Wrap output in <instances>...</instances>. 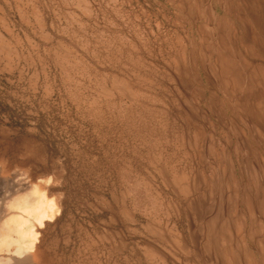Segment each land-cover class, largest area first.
Masks as SVG:
<instances>
[{
	"label": "rangeland",
	"instance_id": "374dc122",
	"mask_svg": "<svg viewBox=\"0 0 264 264\" xmlns=\"http://www.w3.org/2000/svg\"><path fill=\"white\" fill-rule=\"evenodd\" d=\"M0 18V226L26 179L58 207L45 264L231 252L228 168L264 198V0H0Z\"/></svg>",
	"mask_w": 264,
	"mask_h": 264
},
{
	"label": "bare ground",
	"instance_id": "6f19581e",
	"mask_svg": "<svg viewBox=\"0 0 264 264\" xmlns=\"http://www.w3.org/2000/svg\"><path fill=\"white\" fill-rule=\"evenodd\" d=\"M28 1H30V0H28ZM27 4L30 5L29 3H27ZM2 20H3V18H0V21H2ZM3 23L5 24V22H3ZM0 26H2V25L0 24ZM0 28H2V27H0ZM5 29H8V28L6 27ZM4 31H7V30H4ZM7 33L10 34L9 32H7ZM213 143L214 142H211V144H213ZM222 148L224 150V147H222ZM210 149L212 150V148H210ZM223 150L221 152H223ZM206 151H208V150H206ZM212 152H214V151H211L210 154ZM214 153H216V152H214ZM214 153H213V155L217 154V153L216 154H214ZM217 156H219V155H216L215 157H217ZM220 156L223 159L222 155H220ZM256 167H257L256 172L264 180V172H263V169L261 168V166L259 165V163ZM230 168H228L229 174L227 176L229 181H226L228 184L233 185L232 186L233 190H232L231 198H230L231 199V208L230 209H231V211H233L234 217H237L236 219L238 220L237 223L239 225V228L238 227L236 228V233H235L236 235L233 234L234 235L233 236L230 233L232 236L230 235L229 239L226 238L225 241H224V239L222 240V242H225L227 248L231 249V252H229L228 254H223V253L219 252L220 254L216 256L215 260H217V262H216L217 264H221L222 262H224L225 259H227V260L230 259L231 264H242L243 263L242 259L244 258V259H247L248 264H258L257 263L258 258L254 254L255 251L253 252L250 249L251 245L248 242L247 238H250V240L253 241L252 240V238L254 237L253 234H256V233H252L253 231L251 230V229L256 230L255 228H251L254 221L257 220V219H255L256 214H254L255 213L254 209H256L259 214H263V216H264V198L262 199L261 203L257 204L255 201L256 199H254V197L250 195V191H249L248 195L240 196V192H239L240 187H239V184L236 182L237 178L234 179L235 178L234 177L235 172H234L233 166H231ZM22 184H23V188L24 187L26 188V189L24 188L25 190L23 188H21V189H23V190H21V191H23L22 193L27 191V189H28V191L22 195L19 194L17 196H14L15 198L12 197L13 200L11 199L12 200L11 203L8 202V204L10 203L8 208H7L8 218H6L3 222H1L2 224L0 226V264H45V262L43 260V255H42L44 250L41 251V249H42L41 248V238H42V234L44 233V229H46L49 226V223H51L52 221H54L56 219V216L58 214V207H57V205L53 199L47 197L45 191L40 190L39 186L30 183L26 179ZM223 185H224V183H223ZM219 186L220 185H217V183L215 184V189H216L215 194L218 192V195H219V191H220V193L221 192L223 193V186H222V190L219 189L220 188ZM19 191H20V189H19ZM227 198H228V196L227 197L225 196V200ZM226 202H228V200H226L225 203ZM243 204H245L247 211H248V214L247 213L245 214V211L243 210ZM216 206L219 207L217 204H216ZM226 207H227V205H226ZM216 211H217V215L221 216V212H222L221 208H217ZM125 215H127V213ZM247 216H248V219L246 218ZM224 217H225V215H224ZM230 217H231V215H230ZM230 217H229V219H230ZM153 221L149 222L150 228L153 231V233L158 234L159 231H161V232H159V235H160V233L161 234L163 233L162 235H164V234L166 235V233H169V234L172 233V232H170V231H172V229H168L166 226L165 227L162 226V228H161L158 225H156L157 223L155 224ZM223 222H224V220H223ZM209 223H210V231L215 232V235H220L219 233L224 232V230L222 229L224 226H222L221 224L216 225L217 223H216V221L214 222V220H210ZM234 223H235V225H237L236 220L234 221ZM226 224H227V222H226ZM256 225H257V223H256ZM253 226L255 227V225H253ZM225 227H226V225H225ZM242 228H243L244 232L240 233ZM250 230L252 232H249ZM224 233L221 236H223ZM232 233H234V232H232ZM226 237H228V236H226ZM118 241H120V240H118ZM232 241L235 243V245L233 247L231 245ZM177 242H178V240H177ZM177 242H176V245H177ZM147 247L148 248H146V249L150 253L149 257H152L151 256V254H152L154 258L158 257V260L163 261L164 264H178L179 263V260H177V258H175L172 255H168L167 254L168 251L167 252L164 251L165 249L163 250L160 248H156L155 244H151V242H150V244L147 245ZM184 248H185V246H184ZM258 248L260 250L259 252L261 253L260 254L261 255L260 256L261 262L262 261L264 262V260H263V258H264V241H261V243H259ZM187 252H188V250H187ZM194 254H196V253H194ZM197 256H196V260L199 259V258H197ZM147 261H149V260H147ZM87 263H89V261H87Z\"/></svg>",
	"mask_w": 264,
	"mask_h": 264
},
{
	"label": "crops",
	"instance_id": "0c3cea01",
	"mask_svg": "<svg viewBox=\"0 0 264 264\" xmlns=\"http://www.w3.org/2000/svg\"><path fill=\"white\" fill-rule=\"evenodd\" d=\"M256 164H257V163H256ZM257 165H258V164H257ZM257 165H256V166H257ZM259 165H260V164H259ZM260 166H261V165H260ZM256 168H257V167H256Z\"/></svg>",
	"mask_w": 264,
	"mask_h": 264
}]
</instances>
